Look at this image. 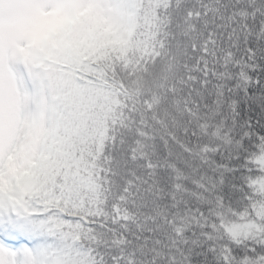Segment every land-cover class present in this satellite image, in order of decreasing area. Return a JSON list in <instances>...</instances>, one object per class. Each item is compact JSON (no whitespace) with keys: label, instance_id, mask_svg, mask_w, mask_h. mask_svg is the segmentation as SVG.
<instances>
[{"label":"snow or ice","instance_id":"snow-or-ice-1","mask_svg":"<svg viewBox=\"0 0 264 264\" xmlns=\"http://www.w3.org/2000/svg\"><path fill=\"white\" fill-rule=\"evenodd\" d=\"M0 264H264V0H0Z\"/></svg>","mask_w":264,"mask_h":264}]
</instances>
